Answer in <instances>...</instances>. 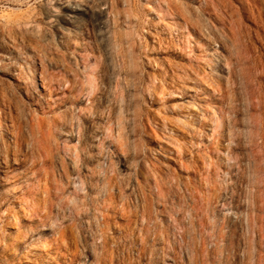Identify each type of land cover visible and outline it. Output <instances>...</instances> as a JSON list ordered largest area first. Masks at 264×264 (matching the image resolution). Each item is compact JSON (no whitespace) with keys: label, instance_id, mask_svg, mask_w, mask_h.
Returning a JSON list of instances; mask_svg holds the SVG:
<instances>
[{"label":"rangeland","instance_id":"374dc122","mask_svg":"<svg viewBox=\"0 0 264 264\" xmlns=\"http://www.w3.org/2000/svg\"><path fill=\"white\" fill-rule=\"evenodd\" d=\"M243 1L0 0V264H264Z\"/></svg>","mask_w":264,"mask_h":264},{"label":"bare ground","instance_id":"6f19581e","mask_svg":"<svg viewBox=\"0 0 264 264\" xmlns=\"http://www.w3.org/2000/svg\"><path fill=\"white\" fill-rule=\"evenodd\" d=\"M211 1H213V0H211ZM218 1H219L220 6L223 8V10L229 11L230 13H232V15L234 14V12H233L234 10H239L244 5L243 0H236L238 2V5H236L232 0H218ZM253 1H255L254 2L255 3V9L260 10L264 14V0H253ZM58 6L60 8H63V9L68 11L66 19L68 21L72 22L71 26L67 27L66 29H62V28L58 27V30L60 31V44H62V47L71 46V45L77 43L76 40L80 39V35L85 28V19L84 18H76L77 17L76 13H77V11L87 13L88 9H87V7L82 8L77 3L73 2V0H58ZM221 7L219 8V10L222 9ZM260 11H259V13H260ZM260 18H261V15H260ZM89 23H91V25L94 24L91 20L89 21ZM214 26H216V25H214ZM103 31L104 30L102 28H100V29L98 28L97 33H99L100 35H103V33H102ZM257 35L259 38L258 39L259 43L262 46V48L258 47V44L256 43L257 40H256L255 41V66L252 67L251 65H249V67L246 68V70H244L243 76L247 77V80H250L249 83H252V86H254V84H255V87L251 86L252 88H250V94H251V99H252L251 100L252 105L250 107L252 110L251 111V119L255 123V148H259V149H255V171L257 174L261 175V178L264 181V28H263L262 32L260 31V33L259 34L257 33ZM37 38L39 39L40 42L45 41V43H49L48 38H40V37H37ZM251 50L252 49H250V47H245V48L243 47V50L240 52L241 53L240 59H241V61H243L244 64L246 61L250 62L247 55L250 54ZM198 74L199 73H197V75ZM204 75H205V73H204ZM204 75L203 76L198 75V76L194 77V79L197 81L205 83L206 78H204ZM38 86H39V83H38ZM209 89H210V87H209ZM7 99H9V98H7ZM42 123H43V121H42ZM42 123L40 125H42ZM44 131L45 130H43V132ZM38 132H39V129H38ZM46 135L49 136V134H46ZM40 138H43V137L41 136ZM257 138L261 139V142H262L261 144H258L256 142ZM2 159L4 161H8L7 155L5 154L2 157ZM13 160L15 161V158ZM125 160H127V159H125ZM125 163H124V165H126ZM1 180H4V179L2 178ZM259 180H261V179H259Z\"/></svg>","mask_w":264,"mask_h":264}]
</instances>
